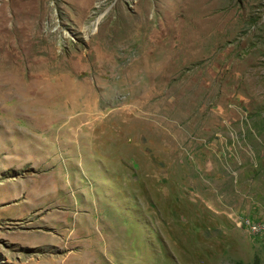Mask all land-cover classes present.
Here are the masks:
<instances>
[{"label":"rangeland","instance_id":"rangeland-1","mask_svg":"<svg viewBox=\"0 0 264 264\" xmlns=\"http://www.w3.org/2000/svg\"><path fill=\"white\" fill-rule=\"evenodd\" d=\"M0 264H264V0H0Z\"/></svg>","mask_w":264,"mask_h":264},{"label":"bare ground","instance_id":"bare-ground-1","mask_svg":"<svg viewBox=\"0 0 264 264\" xmlns=\"http://www.w3.org/2000/svg\"><path fill=\"white\" fill-rule=\"evenodd\" d=\"M67 94V93H66ZM66 96V95H65ZM76 97V96H75ZM77 98V97H76ZM83 115V114H82ZM80 118V117H79ZM90 118V116L88 117V119ZM81 119V118H80ZM79 120V119H78Z\"/></svg>","mask_w":264,"mask_h":264},{"label":"built area","instance_id":"built-area-1","mask_svg":"<svg viewBox=\"0 0 264 264\" xmlns=\"http://www.w3.org/2000/svg\"><path fill=\"white\" fill-rule=\"evenodd\" d=\"M258 227H255V229H257Z\"/></svg>","mask_w":264,"mask_h":264}]
</instances>
